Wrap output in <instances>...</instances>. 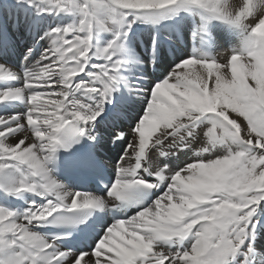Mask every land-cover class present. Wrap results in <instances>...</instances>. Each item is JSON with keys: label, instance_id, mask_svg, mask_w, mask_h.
<instances>
[{"label": "snow or ice", "instance_id": "obj_1", "mask_svg": "<svg viewBox=\"0 0 264 264\" xmlns=\"http://www.w3.org/2000/svg\"><path fill=\"white\" fill-rule=\"evenodd\" d=\"M49 4L45 11L78 14V22L51 28L45 34L51 39V47L32 70L24 73V85L0 89V102L23 99L27 106L22 115L0 116V174L19 171L20 165L25 166L27 174L21 172L19 181L0 175V181L6 182L9 194L33 192L46 202L38 205L33 201L22 216L0 207V264H63L69 253L60 251L54 240L44 239L30 226L57 219L53 214L61 210L72 212L103 204L90 193L63 192L47 167L57 148L73 136L84 135L103 105L110 102L122 63L116 58L122 50L120 35L102 49H94V30L104 28L109 18L122 22L129 12L187 7H198L241 26L246 34L244 46L233 51L224 63L216 59L185 60L169 79L154 85L146 113L132 131L129 154H135V164L128 168L120 165L108 195L123 200L125 191L133 186L158 187L145 184L137 176L149 143L162 145L183 129L179 139L188 145L195 139L202 117L211 126L205 132L206 143L196 155L202 156L217 143L227 145L228 151L222 158L192 163L171 175L167 190L147 211L114 222L95 248L76 256L72 264H228V257L254 235L260 223L257 210L264 203V38L253 34L264 19V0H243L238 11L228 0H49ZM249 17H253L252 23L245 24ZM0 41L6 42L3 33ZM93 60L101 62L93 64ZM82 73L90 79L76 84L74 78ZM2 77L14 78V74L0 65ZM76 91L87 99L98 98L95 106L76 100ZM45 95L54 98L42 102ZM48 108L52 112L41 117L39 112ZM17 133H25L19 143L6 142L7 136ZM25 141L29 143L21 149ZM157 175L164 179L162 169ZM190 198L196 199L198 210L184 222H198L176 235L164 231L176 218L180 205ZM21 220L27 223H18ZM188 236L194 242L187 250L172 252L157 246L158 241Z\"/></svg>", "mask_w": 264, "mask_h": 264}, {"label": "bare ground", "instance_id": "obj_2", "mask_svg": "<svg viewBox=\"0 0 264 264\" xmlns=\"http://www.w3.org/2000/svg\"><path fill=\"white\" fill-rule=\"evenodd\" d=\"M5 1L9 2L10 8H5ZM228 3L238 11L243 0H228ZM253 3H258V0H253ZM39 7L40 4L36 0H0V33L6 37V42L0 41V65L6 66L14 74V78H0V89L21 88L25 82L24 73L32 70L34 65L40 61L42 54L51 47V39L45 34L51 28L67 26L77 23L79 20L78 14L70 15L66 12L46 13V16L42 17L39 16ZM205 18H209L207 29L204 28ZM109 19V26L105 24L104 28L94 30L92 43L94 49H102L119 34L118 43L122 46V50L116 58L120 59L122 63L116 73L117 80L109 97L110 102L103 105V111L97 116L94 123L87 126L83 136L95 146L96 151L116 180L121 164L125 168L135 164V154H129L132 131L146 113V103L154 85L169 79L183 61L191 58L216 59L219 63H224L233 51L243 48L246 34L241 26L218 19L198 7L129 12L119 23ZM252 21L253 17H249L245 24H251ZM204 35L210 38L212 55H209L204 49L203 44L206 41ZM156 36L157 41L153 43ZM32 44H37L40 48H33ZM141 47L143 48L141 49ZM100 62L99 60L92 61L93 64ZM152 66L155 67L154 72ZM228 76L230 77V71ZM89 79L88 75L82 73L74 78V82L79 84ZM209 87H213L211 79ZM73 95L76 100L92 106H95L98 100L95 97L85 98L81 91H76ZM53 98L45 95L41 100L47 102ZM26 110L27 106L23 99L0 102V116L22 115ZM51 112L52 109L48 108L40 111L39 115L43 117ZM201 120L202 122H197L195 139L188 145H184L183 141L179 139V136L184 133L183 129L175 135H170L162 142V145L149 143L145 156L141 160L142 167L137 170V176L143 179L145 184L162 183V189L155 196V200L167 190L171 175L189 164L217 159L216 152L225 155L228 151L227 145L217 143L210 151L202 153V156L196 155L201 146L206 143L205 132L211 126L205 117H202ZM22 123L27 129L26 120ZM121 133L125 135L122 140L118 137V134ZM24 135L25 133H17L7 136L6 142L15 145L24 138ZM27 135L34 139L30 131H27ZM91 137H95V140ZM28 143L29 141H25L21 145V149ZM136 144L138 146V137ZM169 145L173 146L169 147ZM233 150H236L235 145H233ZM47 167L49 175L55 179L50 163ZM19 169V171L11 170L0 175L11 176L13 180L19 181L21 172L27 174L25 166L20 165ZM161 169L164 175L163 180H160L157 175ZM56 181L62 186L63 192L73 193L61 182ZM0 183L5 184L4 187H0V207L12 208L18 216H22L33 201L31 195L33 192L9 194L6 182L0 181ZM94 197L103 201L102 206L97 207V225L100 228V233L95 241L98 242L106 233L107 228L113 224L109 220L108 214L110 209L116 206V203L113 198ZM67 200L70 202L71 196H68ZM138 213L131 214L129 218ZM257 215L261 216V221L257 224L254 235L247 238L240 249L228 257V264H264V203L258 208ZM18 223L27 222L21 220ZM39 225L34 222L30 228L40 235L37 230ZM124 227L128 228L127 225ZM193 242V238L188 236L183 240L173 238L169 241H158L157 246L175 252L190 249ZM55 246L60 251L69 253L63 264H72L78 254L64 250L56 244ZM93 249L94 247L91 246L86 251L89 253Z\"/></svg>", "mask_w": 264, "mask_h": 264}, {"label": "clouds", "instance_id": "obj_3", "mask_svg": "<svg viewBox=\"0 0 264 264\" xmlns=\"http://www.w3.org/2000/svg\"><path fill=\"white\" fill-rule=\"evenodd\" d=\"M253 34H258L261 38H264V19H261V21L253 29ZM177 176H179V173H177ZM173 179L175 180L176 177L174 176ZM197 210L198 205L196 203V199L190 198L189 200L185 201L184 204L180 205L176 218L169 222L168 226L163 228V230L169 232L171 235H176L179 234L184 228L190 229L198 221H189L187 225H185L184 221L187 216L194 215ZM143 211H147V209H144Z\"/></svg>", "mask_w": 264, "mask_h": 264}, {"label": "rangeland", "instance_id": "obj_4", "mask_svg": "<svg viewBox=\"0 0 264 264\" xmlns=\"http://www.w3.org/2000/svg\"><path fill=\"white\" fill-rule=\"evenodd\" d=\"M23 1V0H22ZM36 1H38V3L40 4V10L41 11H45L46 9H49L50 7H51V5L49 4V0H36ZM96 2H99V0H96ZM9 4V3H8ZM9 7V6H8ZM7 8V7H6ZM45 13H51V12H49V11H45ZM67 14H70V15H72L73 13H67ZM110 19H107L106 20V22H105V24L107 25V26H109L110 25V21H109ZM39 48H40V46H39ZM224 156V154L223 153H221V152H216V157L217 158H222ZM258 216V215H257ZM258 218H259V221H261V216L259 215L258 216Z\"/></svg>", "mask_w": 264, "mask_h": 264}]
</instances>
